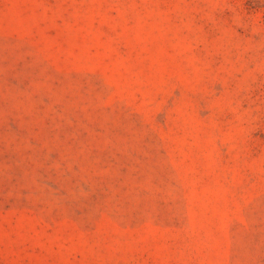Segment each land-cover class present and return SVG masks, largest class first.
I'll return each instance as SVG.
<instances>
[{
    "label": "rangeland",
    "instance_id": "obj_1",
    "mask_svg": "<svg viewBox=\"0 0 264 264\" xmlns=\"http://www.w3.org/2000/svg\"><path fill=\"white\" fill-rule=\"evenodd\" d=\"M0 264H264V0H0Z\"/></svg>",
    "mask_w": 264,
    "mask_h": 264
}]
</instances>
